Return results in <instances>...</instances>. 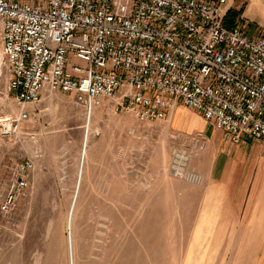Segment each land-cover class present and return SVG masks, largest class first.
<instances>
[{
    "label": "built area",
    "instance_id": "built-area-1",
    "mask_svg": "<svg viewBox=\"0 0 264 264\" xmlns=\"http://www.w3.org/2000/svg\"><path fill=\"white\" fill-rule=\"evenodd\" d=\"M0 0L7 90L19 110L0 118L19 135L30 103L47 89L74 95L91 114L109 101L142 121L177 105L200 113L235 143L264 142V29L237 18L231 0ZM192 151L172 149L168 171L191 184ZM31 157L15 163L0 209L12 211L30 187Z\"/></svg>",
    "mask_w": 264,
    "mask_h": 264
},
{
    "label": "rangeland",
    "instance_id": "rangeland-1",
    "mask_svg": "<svg viewBox=\"0 0 264 264\" xmlns=\"http://www.w3.org/2000/svg\"><path fill=\"white\" fill-rule=\"evenodd\" d=\"M250 8L253 16L259 13ZM8 77L2 55L0 118L19 110ZM111 104L103 101L89 114L73 94L47 89L28 105L31 118L19 135L0 125V205L15 163L31 157L35 165L15 208L0 209V264H264L245 258L240 243H201L194 249L200 258L178 260L175 253L191 245L148 233V195L165 209L166 184L201 185L169 173L172 149L192 151V168L204 142L178 127L176 118L142 121Z\"/></svg>",
    "mask_w": 264,
    "mask_h": 264
},
{
    "label": "crops",
    "instance_id": "crops-1",
    "mask_svg": "<svg viewBox=\"0 0 264 264\" xmlns=\"http://www.w3.org/2000/svg\"><path fill=\"white\" fill-rule=\"evenodd\" d=\"M252 4L259 7L254 16ZM231 7L242 8L239 18L251 31L264 29V0H231ZM175 118L178 127L204 142L192 160L203 181L199 187L166 184L165 209L158 207L155 194L152 199L148 195L150 212L143 227L166 243L191 245L175 253L178 260L200 258L194 249L201 243H240V252L249 253L245 258L264 259V142L244 138L235 143L200 113L180 104L166 120Z\"/></svg>",
    "mask_w": 264,
    "mask_h": 264
},
{
    "label": "trees",
    "instance_id": "trees-1",
    "mask_svg": "<svg viewBox=\"0 0 264 264\" xmlns=\"http://www.w3.org/2000/svg\"><path fill=\"white\" fill-rule=\"evenodd\" d=\"M242 13V8L235 9L233 7L229 8L227 15H226V24L228 26L234 25L236 19L240 16Z\"/></svg>",
    "mask_w": 264,
    "mask_h": 264
},
{
    "label": "bare ground",
    "instance_id": "bare-ground-1",
    "mask_svg": "<svg viewBox=\"0 0 264 264\" xmlns=\"http://www.w3.org/2000/svg\"><path fill=\"white\" fill-rule=\"evenodd\" d=\"M1 63H2V54L0 53V74H1Z\"/></svg>",
    "mask_w": 264,
    "mask_h": 264
}]
</instances>
